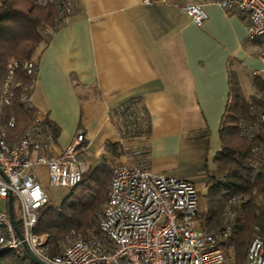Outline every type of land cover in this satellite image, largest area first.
I'll list each match as a JSON object with an SVG mask.
<instances>
[{
  "label": "crops",
  "instance_id": "1",
  "mask_svg": "<svg viewBox=\"0 0 264 264\" xmlns=\"http://www.w3.org/2000/svg\"><path fill=\"white\" fill-rule=\"evenodd\" d=\"M73 1L65 24L45 28L29 95L36 119L57 130L54 155H64L83 132L78 155L86 172L127 164L116 113L133 102L149 127L131 143L145 149L151 171L191 181L208 195L230 78L239 79L247 98L259 95L254 81L264 80V38L249 41L241 14L212 0H197L208 15L202 26L181 11L185 0ZM38 171L48 187L46 167Z\"/></svg>",
  "mask_w": 264,
  "mask_h": 264
},
{
  "label": "built area",
  "instance_id": "2",
  "mask_svg": "<svg viewBox=\"0 0 264 264\" xmlns=\"http://www.w3.org/2000/svg\"><path fill=\"white\" fill-rule=\"evenodd\" d=\"M212 1L225 11L241 14L248 24L249 41L264 38V0ZM56 2L38 0L41 5ZM145 2L150 4V0ZM64 7L69 10L70 3ZM180 9L197 26L208 19L197 0H185ZM261 56L264 60V50ZM19 67L16 61L8 64L6 79L0 86L1 107L11 106L16 92L23 87L16 80ZM24 70L35 81L36 61L27 62ZM28 101L29 97L23 94L21 102ZM116 118L129 161L114 170L108 200L98 216L99 232L83 237L72 230L62 252L51 255L48 236L36 233L40 210L53 204L38 167H46L49 187H77L86 173L78 155L85 135L80 132L64 155L55 156V136L45 123L36 119L33 127L17 136L16 118L6 119L1 114L0 169L7 181L0 173V207L6 202L7 209H0V255L13 252L27 258L26 245L45 264H228L222 246L230 235V227L220 233L203 229L196 186L185 179L154 174L145 149L131 143L145 129V114L138 112L132 102L119 109ZM259 119L264 127V110L259 111ZM10 193L13 205L15 200L18 202L20 225L15 220L23 239L9 217ZM246 264H264V230L249 243Z\"/></svg>",
  "mask_w": 264,
  "mask_h": 264
},
{
  "label": "trees",
  "instance_id": "3",
  "mask_svg": "<svg viewBox=\"0 0 264 264\" xmlns=\"http://www.w3.org/2000/svg\"><path fill=\"white\" fill-rule=\"evenodd\" d=\"M67 2L70 3L69 10L64 7ZM73 10V0H58L47 5L39 4L38 0H1L0 86L6 79L8 64L16 61L20 66L16 80L23 87L16 92L11 106H0V117L3 114L6 119L16 118L14 132L17 136L35 125L37 115L31 102H21L23 94L29 97L35 83L24 65L35 61L45 46L48 37L45 28L56 30L66 23ZM254 84L259 95L247 98L239 79L236 76L230 78L229 105L220 128L223 148L215 159L217 173L209 179L208 207L199 214V220L208 232L220 233L230 227V235L223 244L233 249L234 262L228 264H246L248 244L255 238V229L264 228V127L259 119V111L264 110V80L258 77ZM45 124L56 136L54 125L49 121ZM144 125L145 129L140 133H148V118ZM245 162L257 164L260 169L249 170ZM113 173L107 166L86 172L83 181L69 190V196L61 205L52 204L40 210L36 233L48 236L49 254L62 252L72 230L83 237L91 236L90 230L95 232L92 235L98 234V216L108 200ZM229 203L235 205L228 206ZM230 207L236 214L235 221L233 226H224V215ZM0 264L34 263L13 252H4L0 255Z\"/></svg>",
  "mask_w": 264,
  "mask_h": 264
},
{
  "label": "rangeland",
  "instance_id": "4",
  "mask_svg": "<svg viewBox=\"0 0 264 264\" xmlns=\"http://www.w3.org/2000/svg\"><path fill=\"white\" fill-rule=\"evenodd\" d=\"M240 125H241V123H239V128H240ZM256 127L258 128V126H256ZM241 143H242V141H241ZM245 164H247V162H245ZM248 164H247V167L249 168V170L253 169L255 171V169L256 170L260 169L259 166H257V164H254V165H248ZM41 179H42V183L47 184V181H46V179L43 176L41 177ZM48 191L50 193V196L54 200V203H53L54 206L61 205L65 201V199L69 196V194H70V191L68 189L59 188V187H49L48 186ZM208 196L209 195H207V192H200V210H201V213L208 207V205H207L208 204ZM232 205H235V203L234 204L229 203L228 206H232ZM0 209L3 210V211H6L7 203L3 202L1 204ZM226 211H227V213H226ZM226 211H225L226 215H224V217H226V218L222 217V218L225 219L224 220V226H228V224L230 226H233L236 214L233 211L232 207L227 208ZM229 212L231 214H228ZM14 213H15V216L17 217V219L19 220L20 212H19V209H18V202L16 200H15V203H14ZM255 230H256V234H255V237H256V236L260 235L263 232L264 228L262 230L260 227H257ZM89 233H90V235H92L95 232H93V230H90ZM70 236H71L70 234L67 236L68 240H70ZM225 241H226V239H225ZM248 246H249V244H248ZM222 250L224 251V253H225L226 257H227L228 263L230 261L234 262L233 249L232 248H226L225 246H222Z\"/></svg>",
  "mask_w": 264,
  "mask_h": 264
},
{
  "label": "water",
  "instance_id": "5",
  "mask_svg": "<svg viewBox=\"0 0 264 264\" xmlns=\"http://www.w3.org/2000/svg\"><path fill=\"white\" fill-rule=\"evenodd\" d=\"M0 173L1 175L6 179L5 175L3 174L2 170L0 169ZM7 181V179H6ZM13 202H14V199H13V195L12 193L9 194V201H8V212H9V217L11 219V222L12 224L14 225L15 229L17 230L18 232V235L21 239H23V236L21 234V232L19 231L18 229V225H17V222L15 220V216H14V205H13ZM25 251H26V254H27V258L29 261H31L32 263L34 264H45L43 263L40 259H38L35 255H33L29 249L27 248V246L25 245Z\"/></svg>",
  "mask_w": 264,
  "mask_h": 264
}]
</instances>
